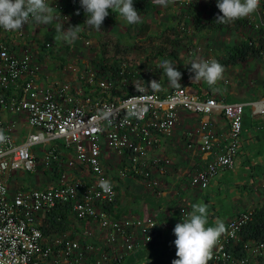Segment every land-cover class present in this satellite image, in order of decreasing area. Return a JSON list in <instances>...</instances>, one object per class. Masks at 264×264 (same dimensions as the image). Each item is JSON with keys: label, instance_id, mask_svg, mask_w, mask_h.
<instances>
[{"label": "built area", "instance_id": "2783aa9c", "mask_svg": "<svg viewBox=\"0 0 264 264\" xmlns=\"http://www.w3.org/2000/svg\"><path fill=\"white\" fill-rule=\"evenodd\" d=\"M178 1L199 9L210 0ZM30 22L31 19L18 31L0 27V90L11 87L20 90L19 95H0V105L15 114L23 112L34 127L17 143L11 127L0 126L6 137L0 143V264L120 263L140 245L151 243L158 222L149 214L143 217L113 214L117 189L108 169L120 164L119 177L141 176L149 185L159 186L171 164L163 152H153L159 133L172 136L182 112L201 116L219 112L229 121L226 146L203 169L189 177L192 186L204 189L213 175L232 165L241 148L244 103L227 101L215 94L201 97L184 84L153 90L143 83L130 82L131 87L134 84L131 90L119 92L117 82L107 76H97V71L87 67L82 75L90 85L88 90L74 88L65 80L44 84L35 78L38 66L33 62L34 46L26 39ZM250 25L252 30L262 28L264 32L263 19ZM10 33H15L13 40L7 37ZM210 59L206 56L203 60ZM122 78L118 81L121 85L126 82ZM253 103L264 112V99ZM196 130L201 135L198 148L210 149L214 137L210 119L203 118ZM36 144L43 149L40 158L34 152ZM194 145L191 142L186 147ZM61 146L74 154L67 156L63 163ZM53 163L65 167L59 172L57 184L20 187L10 192V174L20 169L35 171L38 164L49 168ZM76 163L84 166L90 179L70 176L69 169ZM101 179L111 181L110 192H104L99 186ZM56 205L68 206L78 220L88 223L78 237L62 233L45 238L37 218ZM179 211L182 218L188 217L186 207H179ZM254 215L255 210L249 208L228 221V232L220 238L208 264H264V240L246 238L241 244L242 251L235 250L237 242L243 239L245 225Z\"/></svg>", "mask_w": 264, "mask_h": 264}, {"label": "crops", "instance_id": "0c3cea01", "mask_svg": "<svg viewBox=\"0 0 264 264\" xmlns=\"http://www.w3.org/2000/svg\"><path fill=\"white\" fill-rule=\"evenodd\" d=\"M48 2L57 10L54 15L56 12L58 14L64 12L63 8L73 7L78 8L79 12L76 23H83L86 20L84 9L81 10L80 0H48ZM207 3L196 9L192 5H185L178 0H169L167 7L156 4L155 0H146L144 8L146 11L140 12L142 14L141 20H151L156 24L160 22L162 25L160 30L163 31L166 28L169 30L166 42L168 51L166 52L179 53L180 58H184L183 61H180V65L176 66L180 67L177 70L182 73L180 84H184L189 91L197 93L201 97L206 94H215L224 97L227 101L244 103L242 117L244 139L241 148L234 156L232 165L224 167L213 175L206 188L201 189L192 186L189 177L203 169L216 152L224 150L228 141L227 133L230 126L228 119L219 112L201 116L186 111L181 113V120L173 135L167 137L159 133V142L153 148L154 153L163 152L171 160V164L168 166L165 176H162L159 186L149 185L147 180L141 176L119 177L118 168L120 164L117 166L113 164L108 169L117 189V197L112 207L113 214L119 217H143L145 214H149L154 216L158 222L156 245L150 243L140 245L117 264H127L128 262L130 264H172V261L177 259L174 244L176 238H169L174 235L175 225L184 219L179 211L181 206L186 207L187 213H190L193 204L199 202L207 204L209 226H213L217 218L223 220L227 226L228 221L242 210L264 208V112H261L257 104L253 103L254 100L264 99V63L261 58V48L264 47V32L256 31L254 28L252 30L250 27V24L257 22L259 18H263L264 1L260 2L258 10L253 14L224 24L220 28L214 27L208 22L205 10ZM166 10H176L177 13L175 17L172 13V16L168 14L161 17L160 14L165 13ZM114 13L109 10V15L102 24L103 29L114 22H126L118 13ZM149 13L148 18L143 17V14L148 15ZM194 14L201 16L194 20ZM66 16L70 15L67 14ZM76 23L74 26L78 25ZM140 24L137 23L141 26ZM152 24L150 23V25ZM48 29L51 28L48 27ZM156 29L154 28V30ZM118 33V40L121 39L119 41H125L127 34H132L125 28H120ZM13 34L15 35V33ZM14 35L10 33L7 37L13 40ZM139 35L140 33L136 32V37ZM151 35L150 32L144 36L150 38ZM41 36V24L30 22L26 27V39L34 46L33 62L38 66L35 78L44 84H49L54 80H65L74 88L88 90L89 87L82 75L83 69L88 66L81 64L84 61L78 62L79 55L74 57L75 55L69 54L67 57L65 52H61L59 55L63 59L62 62L58 59L48 62L43 52L60 51L62 40H58V44L55 45L53 40L48 39L42 46ZM76 40V45L65 43L64 50L66 51V48L69 47V52H76L77 54L88 47L86 44L95 42L97 39L91 37L80 40L78 37ZM247 41L249 43L252 41V44L259 48V52L255 48H245ZM47 42H50V45L47 46ZM96 43L97 49L102 47L100 41ZM156 45L151 47L157 48ZM51 47L52 49H47ZM97 52L95 50L93 53ZM206 56L216 59L225 67L223 79L212 86L205 81L193 80L194 73L189 71V64L192 61L203 60ZM173 57L176 55L174 54ZM173 57L171 59L174 62ZM69 65L75 69L70 68ZM167 87L173 86L169 84ZM19 91L11 87L8 90H0V95L5 97L15 93V95H19ZM247 112L249 121H246L245 118ZM203 118L210 119L214 131L212 147L206 151H201L198 148L201 135L196 130ZM0 126H10L13 139L17 143L29 131L34 130L23 112L15 114L1 105ZM191 142L195 145L192 148H187L186 145ZM39 147L43 154L42 146ZM61 150L62 163L67 156L74 155L71 149H66L64 146H61ZM34 152L39 158L42 156L35 149ZM83 168V165L76 163L73 169H69L70 176L90 179V173ZM63 169L65 167L61 163H53L49 168H43L41 164H38L37 169L32 172L20 169L8 176L10 192L20 187H41L57 184L59 172ZM62 207L63 209L55 207L38 215L39 224L45 228L43 234L46 239L62 233H66L70 237H78L82 233L83 227L88 224L86 221L78 220L68 206L62 205ZM65 207L67 210L64 209Z\"/></svg>", "mask_w": 264, "mask_h": 264}, {"label": "clouds", "instance_id": "9594fccd", "mask_svg": "<svg viewBox=\"0 0 264 264\" xmlns=\"http://www.w3.org/2000/svg\"><path fill=\"white\" fill-rule=\"evenodd\" d=\"M155 3L167 7L169 0H155ZM51 5L48 0H0V27L7 31H18L29 19L37 24H48L55 19L54 12L57 11ZM80 5L86 14L84 23L94 26L97 30L108 17L109 10L118 13L130 25L142 23L140 13L134 7V0H80ZM216 6L222 15H218L215 21L228 24L256 12L260 0H217ZM80 32L81 25H70L66 30L62 26V32L58 30L56 39L71 43L78 39ZM189 65V71L194 73L192 79L197 82L205 81L212 86L223 79L225 67L216 59L194 60ZM159 67L163 68L171 86H181L179 81L182 79V73L177 70L176 63L165 59ZM148 87L159 90L161 85L159 81L152 80ZM5 140L4 132L0 130V143ZM99 186L104 192H110L112 185L111 181L101 179ZM173 232L176 237L174 244L177 259H174L172 264H208L213 259L214 248L228 229L225 222L219 218L213 226H209L208 205L199 202L192 205L188 217L177 223Z\"/></svg>", "mask_w": 264, "mask_h": 264}, {"label": "rangeland", "instance_id": "374dc122", "mask_svg": "<svg viewBox=\"0 0 264 264\" xmlns=\"http://www.w3.org/2000/svg\"><path fill=\"white\" fill-rule=\"evenodd\" d=\"M208 7V6H207ZM64 12H60L59 14L56 12L55 19H53L50 23L48 24H41L42 26V46L45 44V42L50 39L53 40L54 44H58V39H56L58 35V30L62 32V26L66 30L70 25L74 26L76 23V19L78 18L77 12L78 8H73V7H67L64 9ZM206 10V8H205ZM66 12V13H65ZM140 13V12H139ZM175 17V14L177 13L176 10L172 11H165L160 16H166L172 14ZM70 16H66V15ZM150 15H144L143 17H147ZM140 16L142 14L140 13ZM153 16H155L153 14ZM171 18V17H170ZM85 21H83L84 23ZM81 23H76L78 25H81V32L78 34V37L80 40H86L89 38H95L97 39L95 42H90L86 44V49L81 51L80 53L76 52H69L70 48H66V51L64 50L65 43L68 45H76L77 40L75 42H65L61 41V48L60 51L56 52H43L44 57L47 58V61L50 62L52 60L58 59V61H63L61 59V55H59L61 52H65V55H75L74 57H78V62L84 61L83 65L88 66L89 70H95L94 69V64H96L100 58H103L102 63L110 65L114 63L116 60L118 62V65L121 69L120 73H126V75H123L122 80H126L123 85H121L122 82L117 83L116 90L119 92H126L128 90H131L133 87H131L130 82L135 83H143L144 85L148 86L150 81L156 80L160 82V89L167 87L169 85V82L167 80V77L164 73L163 68L159 67L161 62L165 59L171 60L172 57L170 52L167 49V36L169 30L164 29L163 31L160 30L159 28H162V25H160V22L156 24L154 21L151 22V20L143 19L142 23L140 24L141 26L137 24L130 25L128 23H117L114 22L112 25H109L106 29H103L104 27L102 26L101 29L97 30L94 26H90L87 23L83 24ZM150 23L156 24V25H150ZM162 23V22H161ZM110 24V23H109ZM165 24V22H163ZM50 27L51 29H48ZM153 29H150V28ZM120 28H125L127 31L132 34H127L125 37V41H119V30ZM154 28H157L154 30ZM153 30V31H152ZM136 32L140 33L138 37H136ZM152 33L151 37H146L145 34ZM186 32V31H185ZM99 33L98 35H96ZM135 33V34H134ZM142 35V37H141ZM144 38V39H143ZM149 38L148 40H145ZM100 41V45L102 46L101 48L97 49V43ZM60 44V43H59ZM157 44V45H156ZM152 45H156L157 48L154 46L151 47ZM163 46V47H162ZM74 48V47H73ZM154 48V49H152ZM163 50V52H159V50ZM47 49H52L47 48ZM80 50V49H79ZM95 50H97V53H93ZM155 52H154V51ZM42 54V53H41ZM42 54V55H43ZM176 57H173L174 62L176 63V66H179L181 63L180 61H183L184 58H180L179 53H174ZM181 55V54H180ZM60 57V58H59ZM100 57V58H99ZM65 58V57H64ZM70 59V58H69ZM179 64V65H178ZM177 69L180 67H176ZM184 68V64H183ZM184 70V69H183ZM246 121H249L248 118V112L245 115ZM40 144H36L34 146V149L38 152L39 155L42 154L40 150ZM175 235L173 237H170L169 239H175Z\"/></svg>", "mask_w": 264, "mask_h": 264}, {"label": "trees", "instance_id": "16d2710c", "mask_svg": "<svg viewBox=\"0 0 264 264\" xmlns=\"http://www.w3.org/2000/svg\"><path fill=\"white\" fill-rule=\"evenodd\" d=\"M216 3H217V0H210L207 3L208 7H206V12H207L208 22L211 25H213L214 27L220 28L224 24H220V23H217L215 21V18L218 15H222V13H220L219 9L216 6ZM145 4H146V0H134V7L139 12L144 13V11H146L144 9ZM82 9L83 8H81V10ZM114 14H116V12ZM200 16L201 15H199V14H194V20L198 19ZM262 19L264 20V15H263ZM259 30L263 31L262 28H260ZM245 46H247L245 48H248V49H250V48L254 49L255 48L259 52V48H256L254 46V44L251 45L248 41H247V44ZM159 52H163L162 48H161V50H159ZM171 56H174V54H171ZM102 60H103V58H100L99 61L96 64H94V69L97 70V72H96L97 76H101V75L107 76L111 80H113L114 82L118 83L119 79L121 77H123V75L124 76L126 75V73H120L121 69H120L118 62L116 60L114 61V63H112L110 65H107L106 63L103 64ZM87 86L90 87V85H87ZM85 90H87V89H85ZM55 207H61L63 209L62 205H56ZM64 209L67 210V207H65ZM42 228H43V230L45 229L44 226H42ZM157 233L158 232L156 231L155 238L150 243L151 245H156L155 241H156V238H158ZM248 237H250V238L254 237L256 239L264 240V208L260 207L258 209H255V215H254L253 220H251L248 224L245 225V227L242 231V238L243 239L238 242L237 248H235V250L237 252L242 251V250H240L241 244L244 241V239H246ZM148 246H150V245H148ZM147 248H149V247H147ZM127 264H130V262H128Z\"/></svg>", "mask_w": 264, "mask_h": 264}]
</instances>
